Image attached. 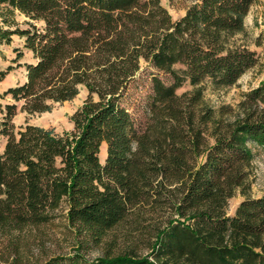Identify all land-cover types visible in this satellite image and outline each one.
Listing matches in <instances>:
<instances>
[{
    "label": "trees",
    "instance_id": "obj_1",
    "mask_svg": "<svg viewBox=\"0 0 264 264\" xmlns=\"http://www.w3.org/2000/svg\"><path fill=\"white\" fill-rule=\"evenodd\" d=\"M255 2L195 0L174 20L162 0H0L43 23L0 29V45L17 35L37 60L2 96L14 104L0 124V234L64 216L79 249L44 264H264V196L253 195L248 147L264 151V83L236 115L206 104L203 87L231 88L257 65L235 42ZM142 60L158 74L136 119L123 101ZM12 69H0V83ZM186 83L193 90L179 95ZM82 89L73 132L16 131L19 109L47 113ZM121 236L135 239L121 248Z\"/></svg>",
    "mask_w": 264,
    "mask_h": 264
},
{
    "label": "rangeland",
    "instance_id": "obj_2",
    "mask_svg": "<svg viewBox=\"0 0 264 264\" xmlns=\"http://www.w3.org/2000/svg\"><path fill=\"white\" fill-rule=\"evenodd\" d=\"M194 1L162 0V4L167 8L171 17L174 20H178ZM32 24L38 27L43 26L42 22H34L20 12L12 11L0 5V29L8 31L25 30L29 29ZM235 42L237 45L246 47L256 53L258 58L257 65L248 70L238 83L231 88L214 90L209 85L203 86L206 104L216 110L222 107H230L233 109V115L237 114L238 105L244 95L264 83V0H256L246 18V32L237 36ZM24 45L25 40L17 35L11 37L10 43H2L0 45V69L7 70L9 67H13L5 80L0 83V124L4 122L6 105L14 104L10 97L2 96L8 89L25 83L28 75L24 65L33 64L37 61L33 54L25 49ZM19 53H21L22 58L19 62H16ZM152 74H158V72L150 64L142 60L137 80L131 85L123 101V106L130 110L136 119H140L144 115V99L151 93ZM160 76L167 80L163 74H160ZM191 90H193V87L186 83L178 90V94L181 95ZM88 94L85 89H82L78 97L73 101L55 104L50 112L43 114L28 115L19 109L13 119L16 131L26 125H35L47 129H55L60 134L73 132L74 123L71 118L83 105ZM5 143L6 139L2 137L0 142L1 152L4 151ZM248 147L252 150L254 156L252 162L255 180L253 195L261 197L264 196V151L255 144H248ZM101 153V161L105 162L106 157H108L106 146L103 147ZM241 200L242 198L239 195L231 200L230 214L235 212ZM133 239L135 238L131 237L128 239V237L124 238L121 236L117 239V245L123 248L124 242ZM106 246L101 249L89 250L84 253L85 258L90 262L93 261L103 254ZM78 249L74 234L70 231L64 216H60L50 224L39 228H28L13 235L0 234V264H44L53 258L73 256ZM141 254L146 255L147 250L142 251Z\"/></svg>",
    "mask_w": 264,
    "mask_h": 264
},
{
    "label": "crops",
    "instance_id": "obj_3",
    "mask_svg": "<svg viewBox=\"0 0 264 264\" xmlns=\"http://www.w3.org/2000/svg\"><path fill=\"white\" fill-rule=\"evenodd\" d=\"M104 146H106V145H104ZM104 146H103V147H104ZM103 147H102V149H103Z\"/></svg>",
    "mask_w": 264,
    "mask_h": 264
}]
</instances>
